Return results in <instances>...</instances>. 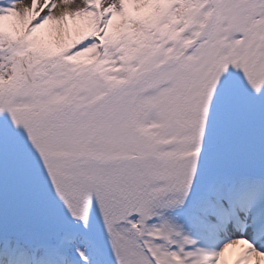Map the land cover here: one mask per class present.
Returning <instances> with one entry per match:
<instances>
[{"label":"snow or ice","instance_id":"1","mask_svg":"<svg viewBox=\"0 0 264 264\" xmlns=\"http://www.w3.org/2000/svg\"><path fill=\"white\" fill-rule=\"evenodd\" d=\"M0 264H264V0H0Z\"/></svg>","mask_w":264,"mask_h":264}]
</instances>
